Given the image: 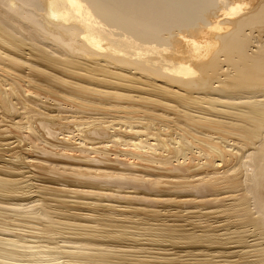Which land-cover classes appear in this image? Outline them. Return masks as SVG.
I'll return each instance as SVG.
<instances>
[{
  "label": "bare ground",
  "instance_id": "obj_1",
  "mask_svg": "<svg viewBox=\"0 0 264 264\" xmlns=\"http://www.w3.org/2000/svg\"><path fill=\"white\" fill-rule=\"evenodd\" d=\"M29 135L47 148L69 146L56 157H116L149 181L153 192L142 200L197 203L238 190L224 194L231 200L221 209L239 226L235 243L222 246L223 232L172 222L161 223L154 239L202 255L205 264H215L213 256H237L216 264H264V0H0V264L128 262L135 249L120 245L137 237L99 225L132 217L90 197H104L96 177L106 171L85 160L56 168ZM52 179L58 182H46ZM109 191L110 200L139 197ZM69 192L78 198L60 195ZM86 194L92 201L82 200ZM67 201L92 212L65 211ZM71 223L87 231L65 235L60 224ZM246 225L261 241L249 243ZM251 250V261L240 259Z\"/></svg>",
  "mask_w": 264,
  "mask_h": 264
},
{
  "label": "rangeland",
  "instance_id": "obj_2",
  "mask_svg": "<svg viewBox=\"0 0 264 264\" xmlns=\"http://www.w3.org/2000/svg\"><path fill=\"white\" fill-rule=\"evenodd\" d=\"M37 129H39V130H41L42 128H41V126H39V125H37ZM30 133H32V132H30ZM111 134V133H110ZM30 137H31V135H29ZM26 137V141L28 142V144H31L36 150H37V152H41V153H46V155L47 156H49V158L48 157H46L47 159V163L49 162V163H52V165L54 166L55 165V167L56 168H61L59 165H71V166H73V165H81V163H80V161H82V164H83V161L85 162V164H86V161H89L88 162V164H89V166L90 167H94L95 169H99V170H105L106 172H100L99 174H98V176L96 177V180H97V184H98V186L96 187V188H98V190H100V192H103L104 191V197H103V195H101V194H90V195H88V194H86L85 195V197H81V198H84V199H82V200H84L85 201V199H87L86 201H92V200H90V199H93V198H89V196L90 197H96V198H98V199H95L96 200V202H98L99 201V199L101 200L100 202H98V203H106L107 201H111L114 205H116L115 206V214L118 216V217H121V218H123L122 217V215L123 216H130V217H132V219L130 218V219H125V220H115V222L114 223H118V224H113V225H111V224H100L99 225V227H105L104 229H109V230H111V229H115V228H120V229H126V232H127V234L128 235H130V236H135V237H137V239H133L132 237H130L128 240L127 239H125L122 243H121V247L122 248H126L127 250H128V248H130L129 250L130 251H133L134 249V251L133 252H128V251H125V252H128L130 255H129V257H130V260H128V262L127 261H124V262H126V263H124V262H120L119 264H171V263H173V264H205L206 262H203V260H201L200 258H202V257H204V256H202V255H199L198 256V254L196 255V254H193V252H185L184 251V247H180V246H172V241H169L168 240V242H167V240H162L161 241V239L160 240H158V239H154V238H159L158 237V235H160V234H158L159 233V229H157V227H159V226H163L164 224H161V223H176V224H173L174 226H178V227H180V228H183L184 229V231H190V230H195L196 232H201L202 231V229H204V228H206V227H208V228H212L210 231H214V232H223L224 234L222 235V234H219L221 237L223 236H228L226 239H225V241H227L226 243H223V244H221L222 246H225V245H230V244H232V243H235V242H233V239H234V237L232 236L233 234H235L236 232H233L234 230H237V229H235V228H237V227H239L238 225H234L233 223H231V222H233V221H230L231 219L230 218H228V216H227V214H226V212H224V211H222L221 209H223L225 206H226V203L227 202H229L231 199H228V196H224V194L225 195H227L228 193H230V192H239L238 190L237 191H228V190H224V191H222L221 193H219L218 195V198H219V200H212V199H208V201L206 200V201H201V202H192L191 203V201H187L186 203H185V201L183 202H177V203H172V202H165V201H161V200H159V202H158V200L156 201V200H149V201H146V200H142L143 198L142 197H140L141 195H144L145 193L146 194H149V192H151L152 191V188L151 187H149V186H151L150 184H149V181L147 182H144L143 181V179H141V177H139V176H134V174H132V173H130V172H128V168L129 167H127L126 166V168H125V165L123 164V163H120L119 162V160H117L116 159V157L115 156H113L112 154H110L109 155V157L107 158V159H111V158H113V157H115V158H113V159H111L110 161H108V160H106L105 159V157L102 155L101 156V154L100 153H88V151H86V152H83L84 153V155L82 154L81 156H82V158H81V160H79L78 162H77V160H75L76 161V163H75V161L72 159V158H70V157H68L67 155H65V154H59V155H57V157H56V154H58L60 151H66V150H68V148H69V146H67V145H59L57 148H56V146L55 147H52L53 149H51V148H47L45 145H43L44 143H43V141H41L40 139H36L35 137ZM103 137V136H102ZM30 141H29V140ZM37 140V141H36ZM38 140H40V142H42V143H38ZM104 141V140H103ZM31 142V143H30ZM36 142V143H35ZM41 146V149H40V146ZM63 147H64V150H63ZM58 148H59V150H58ZM67 148V149H66ZM44 150V151H43ZM52 152H50V151ZM54 150H55V152H54ZM55 153V154H54ZM94 154V155H93ZM54 155V156H53ZM62 155V156H61ZM91 155H92V157H91ZM51 156H53V157H51ZM65 156L66 157H68L67 159H68V161H67V159L65 158ZM84 156V157H83ZM56 157V158H55ZM59 157V158H58ZM65 159V160H63V158ZM97 157V158H96ZM52 158H54V159H52ZM91 159L92 161H90V160H87V159ZM71 159V160H70ZM72 160L74 161V162H72ZM96 160V161H95ZM104 162V165H105V167H103V162ZM64 162V163H63ZM92 162V163H91ZM99 162V163H98ZM48 163V164H49ZM57 163V164H56ZM90 163L92 164V165H90ZM51 165V164H50ZM57 165V166H56ZM95 165V166H94ZM114 167L115 168V170H113V169H109V167ZM100 167V168H99ZM125 168V169H124ZM62 169V168H61ZM109 170V171H108ZM120 172V175L118 176L117 174H119V172ZM127 172H126V171ZM110 174H108V173ZM115 174H114V173ZM116 172H117V174H116ZM139 172H143V171H139ZM105 173H106V175H105ZM121 173H122V175H121ZM129 174L130 176H128L127 174ZM101 174H104V175H102L101 176ZM113 174V175H112ZM124 175V176H123ZM127 177H126V176ZM18 176H20V175H18ZM132 176V177H131ZM134 176V177H133ZM137 177V178H136ZM98 179H99V181H101L102 182V180L103 179H105V181L103 182V183H101V182H99L98 181ZM102 179V180H101ZM53 180V181H52ZM52 180H48V181H46V182H48V183H51V182H58L57 180H54V179H52ZM96 180H94V181H96ZM108 180V182H106ZM31 181L32 182H36V183H42V182H44V181H42V180H40L39 178H32L31 179ZM60 181H62V180H60ZM115 181V182H114ZM100 184H99V183ZM128 184H126V183ZM140 182H142V183H140ZM95 183V182H94ZM93 184L94 186H96L97 184ZM106 183V184H105ZM107 183H108V185H107ZM140 183V184H139ZM119 184V185H118ZM133 184V185H132ZM135 184V185H134ZM139 184V185H138ZM141 184H143L144 186H142ZM37 185V184H36ZM141 185V186H140ZM100 186V187H99ZM117 186V187H116ZM125 186V187H124ZM139 186V187H138ZM146 186V187H145ZM34 187V186H33ZM33 187H31L32 189H33ZM106 187V188H105ZM110 187V188H109ZM136 187V188H135ZM143 187V188H142ZM147 187H149L148 189H147ZM35 188V187H34ZM104 190H103V189ZM151 188V189H150ZM97 190V191H98ZM109 191V190H121L119 193H120V195H121V193H122V195L125 193V195H129L128 193H126L127 191L129 192V190L130 191H133V192H136L135 193V195H138L139 197L136 199V198H132V199H129V198H125V197H121V198H118V199H115V200H110V198H111V196H106V195H108V194H106V193H108L107 191ZM151 190V191H150ZM139 191H140V193H139ZM35 192H39V191H35ZM57 192V191H56ZM110 192V191H109ZM153 192V191H152ZM57 193H59V192H57ZM116 193V192H115ZM118 193V194H119ZM141 193H143V194H141ZM45 194H47V196H53V193H45ZM67 194H69V195H67ZM67 194H60V195H62V197H68V198H78L77 196H73L74 195V193H72V192H69V193H67ZM72 194V195H71ZM71 195V196H70ZM98 197H97V196ZM131 195H133V194H131ZM101 196V197H100ZM222 196H224L225 198H227V199H225L224 197L222 198ZM35 197H38V195H35V196H33V197H31V198H35ZM67 198V199H68ZM80 198V197H79ZM125 198V199H124ZM221 198V199H220ZM65 199V198H64ZM109 199V200H108ZM112 199V198H111ZM49 201L50 202H53L54 200L53 199H49ZM94 201V200H93ZM214 201H216V202H214ZM225 204H224V203ZM67 206H63L62 207V209H64L65 211H69V210H71V211H80V212H92V210H90L89 208H87L86 206H81L80 204H76L74 201H67ZM71 204H73V205H71ZM128 206H135L134 208L133 207H131V208H129ZM196 206H197V208H196ZM121 207V208H120ZM143 208V209H138V208ZM128 209V210H124V209ZM144 208H146L147 210L145 211L144 210ZM174 208V209H173ZM216 208V209H215ZM122 211H121V210ZM132 211H131V210ZM134 209V210H133ZM149 209H151V211L149 210ZM153 209L155 210V209H159V210H156V211H153ZM161 209V210H160ZM179 209V210H178ZM194 210V211H188L187 213L185 212V211H187V210ZM218 209H220V210H218ZM138 210V211H137ZM183 210V211H182ZM195 210H197L196 212H195ZM199 210V211H198ZM216 210H218L217 211V213H216ZM99 211H106V210H104V209H99ZM119 211V212H118ZM124 211V212H123ZM140 211V212H139ZM143 211V212H142ZM157 211H159V212H157ZM163 211V212H162ZM167 211V212H166ZM170 211V212H169ZM172 211V212H171ZM174 211V212H173ZM175 211H177L176 213H175ZM204 211H206L205 213H204ZM212 211V212H211ZM93 212H97V211H93ZM121 212V213H120ZM163 213V214H161V213ZM183 212H185V214L183 213ZM203 212V213H202ZM210 212V213H209ZM220 212V213H219ZM223 212V213H222ZM145 213H147V214H145ZM156 213H158V214H156ZM164 213H166V214H164ZM173 213V214H172ZM219 213V214H218ZM121 214V215H120ZM168 214V215H167ZM194 214H196V215H194ZM223 214V215H222ZM183 215V216H182ZM189 215V216H188ZM201 215V216H200ZM195 216V217H194ZM214 216V217H213ZM144 217H146V218H144ZM61 218V217H60ZM62 218H64V217H62ZM126 218V217H125ZM134 218H136L135 220H134ZM141 220H140V219ZM162 218V219H161ZM160 219V220H159ZM187 219V220H186ZM198 219V220H197ZM227 219V220H226ZM70 220H73V219H70ZM76 221H82V222H90V223H92L93 221H90V220H85V219H75ZM147 220H149V221H147ZM154 220V221H153ZM162 220V221H161ZM136 223H135V222ZM199 223H198V222ZM206 221V222H205ZM149 222H151V223H149ZM154 222V223H153ZM158 222H160L159 224H157ZM226 222V223H225ZM144 223V224H143ZM179 223V224H178ZM184 225H183V224ZM197 223V224H196ZM120 224V225H119ZM207 224V225H206ZM31 225H33V223H31ZM133 225V226H132ZM202 225V226H201ZM60 226H62L61 228L63 229V231H64V234L66 235H71V236H74V235H77V234H79V232H84V231H87L86 229V227H84L83 226V229H82V227L81 226H77L76 224H73V223H71V224H69V226H68V224H60ZM66 226V227H65ZM141 226V227H140ZM150 226V227H149ZM182 226V227H181ZM23 227H25V228H23V229H30V227H27V226H23ZM69 227V228H68ZM71 227V228H70ZM75 227V228H74ZM110 227V228H109ZM114 227V228H113ZM137 227H138V229H137ZM139 227L141 228V229H139ZM144 227H146V228H144ZM154 227V228H153ZM187 227V228H186ZM190 227V228H189ZM247 228V230H245L244 231V237L245 238H247V239H249V243L250 242H253V241H261V238H258L259 237V235L258 234H254V231L252 232L250 229H252L253 227L252 226H248V225H246V226H242V227H240V228ZM18 228H20V227H18ZM22 228V227H21ZM73 228V229H72ZM77 228V229H76ZM128 228V229H127ZM133 228V229H132ZM143 228V229H142ZM85 229V230H84ZM130 229V230H129ZM231 229V230H230ZM239 229V228H238ZM35 231L37 230V229H34ZM66 230V231H65ZM71 230L72 231H75V233L74 232H71ZM128 230H129V232H128ZM132 230V231H131ZM135 230H137L136 232H135ZM146 230V231H145ZM155 232V233H152L153 231ZM68 231V232H67ZM146 233H145V232ZM148 231H150V232H148ZM152 231V232H151ZM231 231H232V233H231ZM77 232V233H76ZM137 232H138V234H137ZM140 232H142V233H140ZM228 232V233H227ZM230 232V233H229ZM251 232V233H250ZM133 233V234H132ZM148 233V234H147ZM35 234H37V236H36V239H38V240H40L39 242L40 243H43V244H54V242H50L49 240H45L44 239V237L43 236H41L42 234L41 233H35ZM39 234V235H38ZM149 234H151V235H149ZM251 234V235H250ZM141 236V237H140ZM146 238H144V237ZM139 237H140V240H139ZM151 237V239H149ZM257 237V238H256ZM142 238V239H141ZM253 238H254V240H253ZM31 239V238H30ZM42 239V240H41ZM148 239V240H147ZM44 240V241H43ZM136 240V241H135ZM150 240H152V241H150ZM133 241V242H132ZM143 241V242H142ZM127 242V243H126ZM141 242V243H140ZM150 242V243H149ZM130 243V244H129ZM163 243V244H162ZM124 245V246H123ZM132 246V247H131ZM141 246V247H140ZM147 247V248H145V247ZM222 246H221V248H222ZM140 247V248H139ZM145 249H144V248ZM151 247V248H150ZM154 247V248H153ZM217 247V246H216ZM253 247V245H246L245 247H243V249H250V248H252ZM136 248L138 249V250H136ZM149 248V249H148ZM163 248V249H162ZM167 250H166V249ZM169 248V249H168ZM218 248H220V247H218ZM228 249L227 250H235V249H237V248H241L240 246H236V247H227ZM143 249V251L141 252V250ZM155 249V250H154ZM160 249V250H159ZM162 249V250H161ZM222 249H224V248H222ZM140 250V251H139ZM145 250H146V253H145ZM147 250H150V251H147ZM151 250H154V251H151ZM158 250L159 251H162V252H159V253H156L155 251H157L158 252ZM176 250H178V251H176ZM168 251V253H166ZM169 251H172L173 253H170ZM150 252H152V253H150ZM164 252V253H163ZM155 253V254H154ZM161 253V254H160ZM170 253V254H169ZM175 253H178V254H175ZM182 253H185V254H182ZM188 255H190V256H187V254ZM132 254V255H131ZM135 254V255H134ZM138 254V255H137ZM140 254V255H139ZM147 255V256H143V255ZM181 254H182V256H181ZM194 255V256H192V255ZM252 254V250L251 251H247V252H243V257H241L240 259H246V260H250L251 261V259H253L254 258V256H252L251 255ZM148 255H149V258H150V260L149 261H147V260H140V263H139V260L137 261L136 260V258H147V259H149L148 258ZM153 255H155L156 257H154V258H156V259H154L153 258ZM152 256V257H151ZM158 256L160 257V258H158ZM163 256H164V258H163ZM170 256H172V257H174V256H177V258H175L174 257V259H171V261L172 262H170L169 260V258H172V257H170ZM179 256H181V257H179ZM209 257H210V255H208ZM251 256V257H250ZM132 257V258H131ZM133 257H135V259L133 258ZM166 257V258H165ZM191 257V258H190ZM199 257V258H198ZM237 256H231V257H223V256H213L212 258H213V260L215 259V261H213V263H218L219 261H222V259H224V258H228V259H234V258H236ZM163 260H162V259ZM182 258H184V259H182ZM187 258V259H186ZM194 258V259H193ZM132 259V260H131ZM159 259L161 260V262L159 261ZM164 259H169V260H164ZM198 259V260H197ZM217 259H219V260H217ZM221 259V260H220ZM63 261V260H65L66 261V258H64V257H61L60 259H59V261ZM155 260V261H154ZM174 260V261H173ZM162 261H164V263L162 262ZM167 263H166V262ZM178 261V262H177ZM183 261H184V263H183ZM189 261V262H188ZM192 261V262H191ZM195 261V262H194ZM218 261V262H217ZM132 262V263H131ZM146 262V263H145ZM182 262V263H181ZM186 262V263H185ZM198 262V263H197ZM42 263H46V262H42ZM114 264H118V263H114Z\"/></svg>",
  "mask_w": 264,
  "mask_h": 264
}]
</instances>
